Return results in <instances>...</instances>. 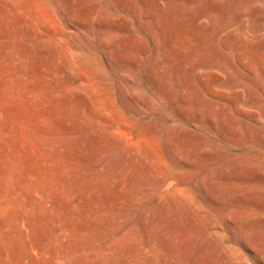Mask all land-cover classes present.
<instances>
[{
  "label": "rangeland",
  "instance_id": "1",
  "mask_svg": "<svg viewBox=\"0 0 264 264\" xmlns=\"http://www.w3.org/2000/svg\"><path fill=\"white\" fill-rule=\"evenodd\" d=\"M0 264H264V0H0Z\"/></svg>",
  "mask_w": 264,
  "mask_h": 264
}]
</instances>
